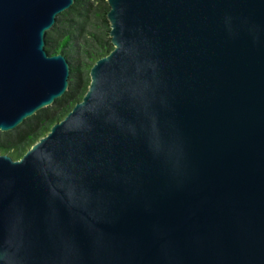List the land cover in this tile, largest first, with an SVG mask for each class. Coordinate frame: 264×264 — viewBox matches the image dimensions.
<instances>
[{
	"label": "water",
	"instance_id": "water-1",
	"mask_svg": "<svg viewBox=\"0 0 264 264\" xmlns=\"http://www.w3.org/2000/svg\"><path fill=\"white\" fill-rule=\"evenodd\" d=\"M76 0H0V132L69 90ZM114 49L20 160L0 264H264V0H108Z\"/></svg>",
	"mask_w": 264,
	"mask_h": 264
},
{
	"label": "trees",
	"instance_id": "trees-1",
	"mask_svg": "<svg viewBox=\"0 0 264 264\" xmlns=\"http://www.w3.org/2000/svg\"><path fill=\"white\" fill-rule=\"evenodd\" d=\"M108 0H76L61 13L46 33V51L64 54L71 64L70 87L54 105L26 119L17 129L0 132V153L20 160L56 122L63 120L80 102L91 84V69L113 49Z\"/></svg>",
	"mask_w": 264,
	"mask_h": 264
}]
</instances>
